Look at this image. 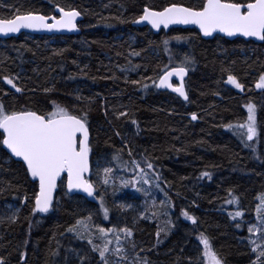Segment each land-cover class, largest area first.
<instances>
[{
    "label": "trees",
    "instance_id": "obj_1",
    "mask_svg": "<svg viewBox=\"0 0 264 264\" xmlns=\"http://www.w3.org/2000/svg\"><path fill=\"white\" fill-rule=\"evenodd\" d=\"M203 2L0 0V19L50 16L58 8L84 15L79 35L0 39V104L7 112L44 114L59 105L73 115L86 113L89 180L98 193L97 201L89 202L69 194L62 180L52 211L38 213L37 183L0 144L4 264H105L100 247L69 231L78 221L127 233L128 250L138 253L140 264H205L201 234L224 264H254L253 224L264 215L259 206L264 197V89L256 87L264 75V42L220 36L207 40L196 29L156 34L148 26L132 25L145 7L199 9ZM181 66L188 69V101L157 87L166 68ZM229 75L242 90L228 82ZM249 103L255 105L257 127L252 141L242 135L246 129L238 128L247 121ZM105 167L113 170V185L110 178L104 180ZM137 173L161 186L166 199H156L152 207L153 196L146 199L141 188L138 201L146 207L141 218L139 211L118 202L129 193L118 187L120 178L131 180Z\"/></svg>",
    "mask_w": 264,
    "mask_h": 264
},
{
    "label": "snow or ice",
    "instance_id": "obj_2",
    "mask_svg": "<svg viewBox=\"0 0 264 264\" xmlns=\"http://www.w3.org/2000/svg\"><path fill=\"white\" fill-rule=\"evenodd\" d=\"M59 12L61 13L60 18L53 16L51 24L47 22V17L33 13L17 15L13 19H0V33L18 32L21 28L49 30L76 28L74 21L80 15L79 12L65 11L63 8H60ZM141 21L149 22L153 28H159L161 25L167 27L173 23H192L198 25L206 36L218 29L229 36L241 34L245 37H257L264 40V0H248L247 3H238L234 0H204L199 9L177 4L165 7L162 11H153L145 7L143 15L136 22ZM187 70L183 66L171 70L166 68L164 74L159 77L158 86L172 88L174 92L187 100L188 96L183 83ZM174 74L180 78L177 86L169 83V78ZM4 79L16 88L11 78L5 77ZM227 79L236 88L243 89V85L237 81L235 76L229 75ZM133 83L137 82L133 81ZM256 87L264 89V75L260 76ZM16 91L19 92L20 89L16 88ZM246 107L247 121L238 128L246 129L242 135H245L248 141H252L257 136L255 105L249 103ZM120 115L123 116L126 113H120ZM86 116V113L82 116L70 114L66 108L59 105H56L53 111L38 114L30 110L7 112L0 104V129L3 130L0 133L2 136L0 144L6 146L15 157L21 158L26 164L27 172L33 178L39 179V192L35 197V205L36 209L41 212L49 210L52 193L57 187V178L62 173L67 174L69 189H83L89 195L93 194L92 184L84 179V174L89 171L90 152ZM192 119H197L195 113L192 114ZM147 167L151 168L152 165L149 163ZM108 171L110 170L105 169L106 173ZM261 203L264 205V197L261 198ZM183 215L196 223L195 217L189 216L186 211ZM240 215V212L235 213V216ZM77 224L82 225V222L78 221ZM69 231H76L75 226ZM100 231L103 232L104 229ZM251 231L252 228H249V232ZM201 243L204 245L203 255L208 258L209 264H222L211 249L209 239L203 234H201ZM106 251L107 246L100 250L99 254L102 258L105 257ZM253 251H258L254 264H264V259H262L264 250H259L258 246ZM0 264H4L3 258H0Z\"/></svg>",
    "mask_w": 264,
    "mask_h": 264
},
{
    "label": "rangeland",
    "instance_id": "obj_3",
    "mask_svg": "<svg viewBox=\"0 0 264 264\" xmlns=\"http://www.w3.org/2000/svg\"><path fill=\"white\" fill-rule=\"evenodd\" d=\"M105 169H109L107 173ZM104 180L108 181L109 184L113 185V170L111 167H105L104 170ZM103 180V182H104ZM119 188L127 189L129 193H125L118 198V202L120 204H124L127 209H135L139 211L140 218L145 215L146 207L142 208L141 201H138V197L142 196L140 193V189L142 188L146 191L148 197L146 199H150V196H153L150 199L151 206H156L154 203L155 200H159L160 202H166L163 190L161 186H158L157 183H154V186L151 185L148 177L143 174L135 175L133 179H129L124 176L120 178V182L118 183ZM131 187V188H129ZM139 195V196H138ZM152 206V207H153ZM260 209L264 211V205L260 203ZM261 211V213H262ZM161 213V209L158 210ZM158 212L156 215H158ZM260 213V214H261ZM163 214H167V209L163 208ZM76 231L81 236H85L88 240H90L96 248L100 247L101 250L107 246V251L105 252V257H103L104 263L106 264H140V258L137 254H133L128 250V247L125 242V233H121L117 230L107 229L104 226L93 225L89 222H83L82 225L78 224L76 226ZM104 229L103 232L100 230ZM253 237L251 238L252 242H254L255 248L259 245L264 246L263 240L260 241V238L264 237V215L263 213L258 216L257 221L253 224ZM127 236V235H126ZM204 246V245H203ZM204 249V248H203ZM100 251V250H99ZM205 264H209L208 258L204 257ZM222 264H224L222 262Z\"/></svg>",
    "mask_w": 264,
    "mask_h": 264
},
{
    "label": "water",
    "instance_id": "obj_4",
    "mask_svg": "<svg viewBox=\"0 0 264 264\" xmlns=\"http://www.w3.org/2000/svg\"><path fill=\"white\" fill-rule=\"evenodd\" d=\"M172 5V4H171ZM177 5H182V4H177ZM170 6V5H169ZM182 6H185V5H182ZM168 7V6H167ZM187 7V6H185ZM59 9L57 10L56 14H53V15H50V16H46V15H43L41 13H33V14H36V15H42V16H45L48 18L47 22L48 23H53V20H52V17L55 16L57 19L60 18V15L61 13L59 12ZM64 9V8H63ZM150 9V8H149ZM65 11H71V10H75L77 12L80 13V15L78 17H76L75 19V24H76V28L74 29H31V28H21L20 31L18 32H8V33H0V39H9V38H12V37H18L20 36L21 34L23 33H26V34H30V35H38V36H54V35H57V36H61V35H79L81 32H82V29L80 27V23L84 20V15L78 10V9H64ZM150 10H153V11H162V10H155V9H150ZM28 14V13H26ZM20 15H25V14H20ZM143 15V14H142ZM141 15V16H142ZM17 16V15H16ZM15 16V17H16ZM13 17V18H15ZM11 18V19H13ZM139 18H137L136 20H134V22L132 23V25L136 28H141V27H144V26H148L154 33L156 34H159L160 32L164 31L166 33H168L171 29H174V28H182V29H196L201 37L203 39H213L214 37L216 36H220V37H223L227 40H236V39H243L245 41H254L256 43H263L264 40H260L259 38L257 37H245L241 34H235V35H232V36H229L227 35L226 33L224 32H221L219 31L218 29L213 31L210 35H204V33L200 30L199 26L196 25V24H192V23H189V24H183V23H173V24H169L167 27H164V25H161L159 28H153L152 25L147 22V21H141L139 23H137L136 21L138 20ZM173 68H176V67H173ZM172 68L168 69V70H171ZM164 74V73H163ZM162 74V75H163ZM188 77V71L186 73V75L184 76V79H183V83H184V87H185V91L187 93V90H186V85H185V81ZM169 83H171L173 86H177L179 85L180 83V78L178 76H176L175 74L169 78ZM159 85V80L157 82V87L160 91H165V92H169L171 94H174L176 96H178L179 98H181L183 101H188L184 99V97L180 96L178 93L174 92L172 90V88H169L167 86H158ZM188 96V94H187ZM39 114V113H38ZM88 131H89V137H88V140H89V147H90V141H91V134H90V130L88 128ZM0 132L2 133L3 130L0 129ZM80 135V134H78ZM4 149L6 150V152L10 155V157L17 161V162H21L23 163V165L25 166V169H26V164L22 161L21 158L19 157H15L13 154H11L10 150H8L6 148V146H4ZM89 171L86 172L84 174V179H86L89 183L92 184V182L89 180V177H90V174H91V154L89 152ZM27 171V170H26ZM28 173V172H27ZM28 176H29V179L34 182V183H37V188H38V191L37 193L39 192V179L38 178H33L30 173H28ZM65 179V188L67 190V192L69 194H72V195H81L83 196L85 199H87L89 202H96L97 200V189L96 187L92 184L93 186V194L92 195H89L87 192L83 191V189H69L68 186H67V174L66 173H62L61 176L59 178H57V187L56 189L53 191L52 193V203H51V206L49 207V210L47 212H41L39 211L38 209H36V205H35V211L38 212V213H49L53 207H54V204H55V200H56V194H57V191H58V187H59V183Z\"/></svg>",
    "mask_w": 264,
    "mask_h": 264
},
{
    "label": "bare ground",
    "instance_id": "obj_5",
    "mask_svg": "<svg viewBox=\"0 0 264 264\" xmlns=\"http://www.w3.org/2000/svg\"><path fill=\"white\" fill-rule=\"evenodd\" d=\"M186 85V84H185Z\"/></svg>",
    "mask_w": 264,
    "mask_h": 264
}]
</instances>
